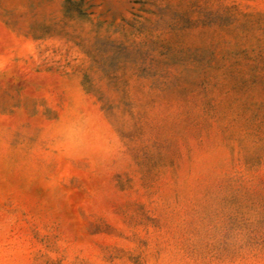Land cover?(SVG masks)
<instances>
[{
  "label": "rangeland",
  "instance_id": "374dc122",
  "mask_svg": "<svg viewBox=\"0 0 264 264\" xmlns=\"http://www.w3.org/2000/svg\"><path fill=\"white\" fill-rule=\"evenodd\" d=\"M0 264H264V0H0Z\"/></svg>",
  "mask_w": 264,
  "mask_h": 264
}]
</instances>
